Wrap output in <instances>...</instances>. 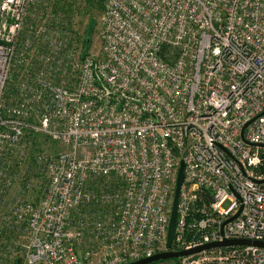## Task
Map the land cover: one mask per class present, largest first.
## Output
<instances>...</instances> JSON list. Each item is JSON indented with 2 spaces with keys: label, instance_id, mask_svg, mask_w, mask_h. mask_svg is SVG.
<instances>
[{
  "label": "built area",
  "instance_id": "2783aa9c",
  "mask_svg": "<svg viewBox=\"0 0 264 264\" xmlns=\"http://www.w3.org/2000/svg\"><path fill=\"white\" fill-rule=\"evenodd\" d=\"M101 1L99 53L80 59L48 0L0 2V192L26 139L66 147L35 160L49 184L14 210L24 256L8 264H131L264 243V0ZM153 264H264V247Z\"/></svg>",
  "mask_w": 264,
  "mask_h": 264
},
{
  "label": "rangeland",
  "instance_id": "374dc122",
  "mask_svg": "<svg viewBox=\"0 0 264 264\" xmlns=\"http://www.w3.org/2000/svg\"><path fill=\"white\" fill-rule=\"evenodd\" d=\"M48 4L53 11L58 7V10L61 8L67 14L64 17L67 20L66 29L70 31V38L75 41L79 59L91 51L99 53L98 35L103 16L101 11L92 8L87 0H48ZM89 38L92 39V44L88 47L86 42ZM74 77L75 73L65 76L64 85L71 86ZM21 148L19 165L15 159L8 165L6 172L9 178H14V185L0 192V254L3 253L0 264H8L10 261L15 263L24 256L22 244L26 227L15 219L14 210L19 205L38 201L49 184L45 175L41 174L36 158L54 156L66 149L63 144L40 135L26 139Z\"/></svg>",
  "mask_w": 264,
  "mask_h": 264
},
{
  "label": "water",
  "instance_id": "95a60500",
  "mask_svg": "<svg viewBox=\"0 0 264 264\" xmlns=\"http://www.w3.org/2000/svg\"><path fill=\"white\" fill-rule=\"evenodd\" d=\"M184 178H185L184 163L182 162L180 169H179V172H178L174 202H173L170 224H169V229H168V240H167V248L168 249L172 248L173 241L175 239L179 195H180V190H181L182 184L184 183ZM238 216H239V213L233 218V220L236 219ZM250 245L264 247V243H262V242H251L248 240H229V241H224V242L212 243V244H208L205 246H200V247L194 248L192 250H187V251L165 252L162 254L155 255L151 258L143 259V260H140L138 262L131 263V264H153V263H156L159 261H166V260H170V259H176L179 257L190 256V255L197 254L199 252L209 250V249H213V248L230 247V246H250Z\"/></svg>",
  "mask_w": 264,
  "mask_h": 264
},
{
  "label": "trees",
  "instance_id": "16d2710c",
  "mask_svg": "<svg viewBox=\"0 0 264 264\" xmlns=\"http://www.w3.org/2000/svg\"><path fill=\"white\" fill-rule=\"evenodd\" d=\"M87 1L92 6V8H94V9H96L98 11H101L103 13V2L101 0H87ZM56 9H57V11H59L58 10L59 9L58 7H56ZM60 11H63V10H61V8H60ZM86 44L88 45V47H89V45L91 46L92 39L89 38L88 41L86 42Z\"/></svg>",
  "mask_w": 264,
  "mask_h": 264
}]
</instances>
